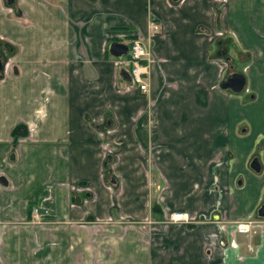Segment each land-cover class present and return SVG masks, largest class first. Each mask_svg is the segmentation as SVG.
I'll list each match as a JSON object with an SVG mask.
<instances>
[{"label": "crops", "instance_id": "obj_1", "mask_svg": "<svg viewBox=\"0 0 264 264\" xmlns=\"http://www.w3.org/2000/svg\"><path fill=\"white\" fill-rule=\"evenodd\" d=\"M0 48V264H264V0H0Z\"/></svg>", "mask_w": 264, "mask_h": 264}, {"label": "built area", "instance_id": "obj_2", "mask_svg": "<svg viewBox=\"0 0 264 264\" xmlns=\"http://www.w3.org/2000/svg\"><path fill=\"white\" fill-rule=\"evenodd\" d=\"M156 31L157 25H150V35L154 34ZM126 44V54L119 57H115L114 64L116 63L117 65H119L120 68H125L127 70L130 84L135 85L141 91H145L146 83L143 80V74L146 73V65L141 63V61L144 59L147 60L148 52L146 50V47L142 42V39H140L139 37L130 38L126 42ZM39 210L40 209L38 206L33 205L31 207V216L35 221L39 220L42 215H46L45 210L43 211V213H40ZM173 215L177 220L182 219L181 213L176 212ZM234 223L237 232L247 233L251 231L256 221L250 218H245L235 221ZM247 248L250 250L249 245H247Z\"/></svg>", "mask_w": 264, "mask_h": 264}, {"label": "water", "instance_id": "obj_3", "mask_svg": "<svg viewBox=\"0 0 264 264\" xmlns=\"http://www.w3.org/2000/svg\"><path fill=\"white\" fill-rule=\"evenodd\" d=\"M4 3L7 6H12L14 3V0H4ZM217 43H220V41H218ZM126 52H127V45L125 43L117 42V41H111L107 45V53L112 57H119V56L125 55ZM216 54L222 55L224 57V59L228 58L224 48L222 50L217 51ZM1 69H2V55L0 53V70ZM118 75L120 77V80L125 81L127 83L130 82L129 76L125 70L120 69L118 72ZM244 85H245L244 75L241 72H235V71L226 74L224 76V78L222 80H220V82H219V87L221 89H228L233 93L240 92L243 89ZM249 167L254 171H258L259 166H258V162H257L255 157H253L250 160ZM0 184H2V185L5 184V180L2 176H0ZM257 215H259V216L264 215V209L262 206L257 209Z\"/></svg>", "mask_w": 264, "mask_h": 264}, {"label": "rangeland", "instance_id": "obj_4", "mask_svg": "<svg viewBox=\"0 0 264 264\" xmlns=\"http://www.w3.org/2000/svg\"><path fill=\"white\" fill-rule=\"evenodd\" d=\"M154 24V23H151V25ZM157 29H158V26H157ZM4 49V48H3ZM0 53L2 54L1 52V48H0ZM221 59V58H220ZM2 63H3V59H2ZM229 69V68H228ZM231 69V68H230ZM232 70H237V71H240V72H243V65L239 66L238 68H233ZM240 95H244L243 92H239ZM156 177V176H155ZM33 219V218H32ZM34 220V219H33Z\"/></svg>", "mask_w": 264, "mask_h": 264}, {"label": "flooded vegetation", "instance_id": "obj_5", "mask_svg": "<svg viewBox=\"0 0 264 264\" xmlns=\"http://www.w3.org/2000/svg\"><path fill=\"white\" fill-rule=\"evenodd\" d=\"M1 71V70H0Z\"/></svg>", "mask_w": 264, "mask_h": 264}, {"label": "trees", "instance_id": "obj_6", "mask_svg": "<svg viewBox=\"0 0 264 264\" xmlns=\"http://www.w3.org/2000/svg\"><path fill=\"white\" fill-rule=\"evenodd\" d=\"M107 54V53H106Z\"/></svg>", "mask_w": 264, "mask_h": 264}]
</instances>
